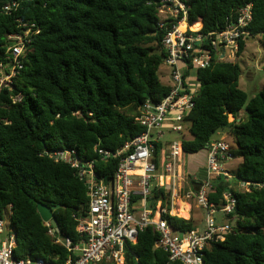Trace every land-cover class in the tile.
<instances>
[{"label":"trees","instance_id":"1","mask_svg":"<svg viewBox=\"0 0 264 264\" xmlns=\"http://www.w3.org/2000/svg\"><path fill=\"white\" fill-rule=\"evenodd\" d=\"M12 1L0 0V61H5L7 37L26 30L23 24L34 25L38 33L21 57L14 90L0 94V218L12 205L17 258L57 264L71 253L55 243L56 233L49 234L37 204L58 206L53 210L58 237L76 243L73 214L87 205V189L69 165L42 152L75 149L79 157L95 160L100 177H113L117 159L104 162L95 149L115 152L140 135L144 128L135 122L140 108L148 100L159 103L170 91L158 75L165 57L159 0H17L19 8L7 14L3 7ZM187 4L189 23L194 30L202 26L203 34L224 29L241 7L252 4L248 31L264 36V0ZM245 47L246 41H240L237 56ZM240 75L234 62L197 70L200 88L185 120L191 136L183 141L187 156L206 153L214 136L228 129L236 146L231 154L241 158L234 178H217L210 196L221 204L226 190L234 194L236 211L224 219L235 231L207 247L204 264H264V84L249 98L240 88ZM16 94L22 101L12 103L10 96ZM159 194L163 191L156 199ZM185 211L181 214L187 217ZM168 221L179 232L195 229L192 219ZM158 237L152 227L140 233L137 243L127 246L124 264H182L170 262L155 247Z\"/></svg>","mask_w":264,"mask_h":264},{"label":"built area","instance_id":"2","mask_svg":"<svg viewBox=\"0 0 264 264\" xmlns=\"http://www.w3.org/2000/svg\"><path fill=\"white\" fill-rule=\"evenodd\" d=\"M20 6L17 0L3 7L10 14ZM252 4L238 10L229 18L224 29L201 33L189 23L190 6L187 0H159L158 26L164 31L161 45L164 65L170 68V91L159 102L146 101L135 117L144 131L127 140L115 152L95 149L101 159L118 161L113 177L107 181L95 170V160L78 156L75 149L43 151L42 155L69 165L76 177L86 186L88 203L73 214L78 241L73 243L55 236L50 222H44L55 243H63L71 255L57 264L125 263L129 244H136L140 233L154 228L159 237L155 247L168 254L170 262L204 264L207 247L223 242L235 227L223 220L234 214L237 199L230 189L223 194V203L210 200L214 182L219 177L232 180L225 168L234 159L232 148L224 139L213 140L206 148V162L202 174L184 171L183 150L185 120L195 107L199 92L197 70L214 62H233L239 52V42L253 37L248 31L253 21ZM21 23V21H18ZM26 30L10 34L5 61H0V94L14 90L13 84L22 68L21 57L32 42L34 25L23 24ZM184 26V27H183ZM195 71V77L191 72ZM12 103L22 101V94L10 96ZM179 134L175 141L165 140V131ZM245 188L244 183H240ZM163 191L156 199L155 194ZM156 192V193H155ZM194 203V204H193ZM183 205L204 211V228L188 232L176 231L168 217L185 219ZM12 205L0 218V264H53L31 257L17 258L16 233L10 227ZM58 261L57 259L55 260Z\"/></svg>","mask_w":264,"mask_h":264},{"label":"rangeland","instance_id":"3","mask_svg":"<svg viewBox=\"0 0 264 264\" xmlns=\"http://www.w3.org/2000/svg\"><path fill=\"white\" fill-rule=\"evenodd\" d=\"M232 61L234 63H237L241 68L240 88L244 92H246L249 98L255 96L262 89V86L264 84V36L257 35L255 37L247 38L244 51L240 55L235 56ZM169 73L170 68L163 63L160 66L158 75L162 84L166 86H169L171 83ZM191 75L192 77H195V71H192ZM242 115H244V113H242ZM229 120L232 121L233 118L230 116ZM165 133L166 141H175L179 139L178 133L170 132L167 130L165 131ZM220 134L221 136H224V140L229 144L231 148L236 147L231 135L228 132V129H223ZM184 136L186 139H191L188 130L184 132ZM217 137H219V135L216 134L214 138ZM204 159V151L186 156L184 159V171L186 170L187 165L189 169L194 168L195 166L203 163ZM240 162L241 158H234L232 161L226 163L225 168L232 175H234ZM192 216V223L194 227L198 230L203 229L205 219L204 211L193 206ZM231 223L235 224V222L233 221H231Z\"/></svg>","mask_w":264,"mask_h":264},{"label":"water","instance_id":"4","mask_svg":"<svg viewBox=\"0 0 264 264\" xmlns=\"http://www.w3.org/2000/svg\"><path fill=\"white\" fill-rule=\"evenodd\" d=\"M58 206L49 208L43 204H37V211L42 219L43 222H50L52 227L55 229L56 236L61 234V230L59 227L58 222L54 218L53 210L57 209Z\"/></svg>","mask_w":264,"mask_h":264},{"label":"crops","instance_id":"5","mask_svg":"<svg viewBox=\"0 0 264 264\" xmlns=\"http://www.w3.org/2000/svg\"><path fill=\"white\" fill-rule=\"evenodd\" d=\"M217 135H219V137H217V138H214L215 140L216 139H224L223 137L224 136H221V134L220 133H217ZM233 160V159H232ZM232 160H230V161H232ZM205 162H206V153H205V159H204V161H203V163H201V164H199V165H197V166H195L194 168H191V169H189L188 168V165H187V167H186V171H190V172H192V173H198V174H202L203 173V171H204V167H205ZM188 208H187V207ZM184 208L185 209H182V212H184L185 210V212H186V214H187V217H185V220H190V219H192L193 218V216H192V214H191V216L192 217H190V215H189V206L188 205H185L184 206ZM182 215V214H181ZM198 230V229H197ZM199 230H201V229H199Z\"/></svg>","mask_w":264,"mask_h":264},{"label":"bare ground","instance_id":"6","mask_svg":"<svg viewBox=\"0 0 264 264\" xmlns=\"http://www.w3.org/2000/svg\"><path fill=\"white\" fill-rule=\"evenodd\" d=\"M184 27V26H183Z\"/></svg>","mask_w":264,"mask_h":264}]
</instances>
